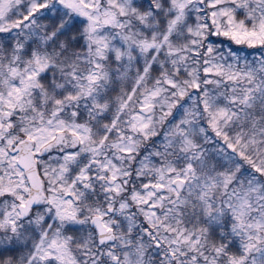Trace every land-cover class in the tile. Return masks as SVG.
<instances>
[{"label":"snow or ice","instance_id":"snow-or-ice-1","mask_svg":"<svg viewBox=\"0 0 264 264\" xmlns=\"http://www.w3.org/2000/svg\"><path fill=\"white\" fill-rule=\"evenodd\" d=\"M0 264H264V0H0Z\"/></svg>","mask_w":264,"mask_h":264}]
</instances>
